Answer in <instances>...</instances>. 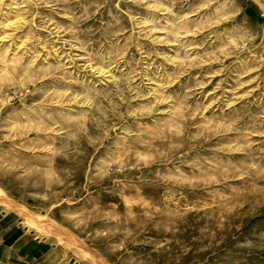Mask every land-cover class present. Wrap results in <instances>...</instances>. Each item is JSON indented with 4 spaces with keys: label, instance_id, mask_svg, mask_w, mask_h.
I'll return each instance as SVG.
<instances>
[{
    "label": "rangeland",
    "instance_id": "374dc122",
    "mask_svg": "<svg viewBox=\"0 0 264 264\" xmlns=\"http://www.w3.org/2000/svg\"><path fill=\"white\" fill-rule=\"evenodd\" d=\"M0 190L67 264H264V0H0Z\"/></svg>",
    "mask_w": 264,
    "mask_h": 264
},
{
    "label": "crops",
    "instance_id": "0c3cea01",
    "mask_svg": "<svg viewBox=\"0 0 264 264\" xmlns=\"http://www.w3.org/2000/svg\"><path fill=\"white\" fill-rule=\"evenodd\" d=\"M16 218L0 211L1 264H67L58 251L36 240L26 227L18 226Z\"/></svg>",
    "mask_w": 264,
    "mask_h": 264
},
{
    "label": "bare ground",
    "instance_id": "6f19581e",
    "mask_svg": "<svg viewBox=\"0 0 264 264\" xmlns=\"http://www.w3.org/2000/svg\"><path fill=\"white\" fill-rule=\"evenodd\" d=\"M0 203L3 204L4 206L14 210L17 214L21 215L22 218L27 220V222L31 226H35L39 230L49 232L53 235L58 236L57 235L58 230L62 229L61 227L57 226L54 221L47 219L46 216H34L33 214L22 210L20 207L17 206V204L15 202H13L10 198H8L7 195L5 194V192H3L2 190H0ZM64 232H66V231H64ZM78 246L81 249V256L86 261H89L91 264H107L106 262H104L101 259V257L97 253L91 252L88 250H84L85 247L80 246L79 244H78Z\"/></svg>",
    "mask_w": 264,
    "mask_h": 264
}]
</instances>
